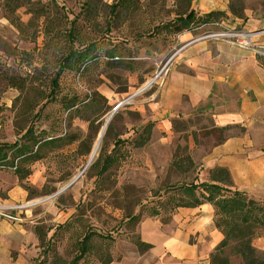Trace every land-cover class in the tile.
Returning <instances> with one entry per match:
<instances>
[{
	"label": "rangeland",
	"instance_id": "374dc122",
	"mask_svg": "<svg viewBox=\"0 0 264 264\" xmlns=\"http://www.w3.org/2000/svg\"><path fill=\"white\" fill-rule=\"evenodd\" d=\"M31 1L49 6L47 26L50 28L59 14L71 20L85 0ZM113 1L102 0L105 5ZM241 2L244 19L223 17L219 26L200 27L195 23L188 32L197 38L242 33L248 48L264 52L250 41L264 22V0ZM179 4L174 0H141L139 14L126 24L115 23L111 33L104 35L108 38L99 42L102 53L113 44L123 48L118 64L112 65L101 56L77 72H59L58 62L65 56L67 45L44 36L41 25L30 29L31 34L37 33L35 42L22 38L4 17L0 2V140L4 141L1 143L20 140L29 127L32 132L53 140L49 145H41L36 162L24 167L30 170L22 183L33 192L28 196L29 201L48 199L56 207L44 211L38 206L31 212L42 238L35 264H72L78 242L88 231L106 238L93 237L90 254L78 264H104L110 257L112 263L120 262L135 248L136 226L147 217L144 208H150L157 201L164 202L174 186L189 183L194 178L198 183L203 182L198 165L195 164L194 173L179 174L170 164L182 149L187 148L191 153L187 141L191 128L203 138L209 133L221 138L228 135L209 129L212 127L204 108L197 109L186 121L173 124L175 131L182 133L176 143L163 144L157 140L140 149L120 144L117 152L122 157L109 171L98 176L97 170L91 168L100 155L111 152L115 141L132 142L151 122L148 114L141 113L140 108L146 107L141 104V96L163 85L176 39L165 34L154 36L150 32L153 27L172 21L183 8ZM27 8L17 11L23 23L30 19ZM250 16L252 20L248 22ZM98 22V27L103 29V17ZM249 24L257 27L251 31L244 28ZM150 80L154 83L139 91ZM103 125L101 148L88 165ZM193 145L196 149L204 143L196 141ZM1 170L13 174L11 170ZM72 181L66 191L50 198ZM162 216L158 217L161 222ZM63 225L66 226L57 231V227Z\"/></svg>",
	"mask_w": 264,
	"mask_h": 264
},
{
	"label": "crops",
	"instance_id": "0c3cea01",
	"mask_svg": "<svg viewBox=\"0 0 264 264\" xmlns=\"http://www.w3.org/2000/svg\"><path fill=\"white\" fill-rule=\"evenodd\" d=\"M231 1L190 0L189 9L197 17L211 12L229 17ZM254 27L257 26L249 24L244 28L251 31ZM259 29L250 41L264 49V22ZM175 39V52L163 85L141 96V104L146 105L140 108L141 113L148 114L153 124L150 142L176 143L182 133L175 131L173 124L186 121L197 109L204 108L212 127L209 129H230L224 131L228 135L222 138L211 133L203 138L200 132L197 135L194 128L190 129L187 138L190 155L202 169L201 180H208L211 169L224 168L230 174L234 190L256 202H264L262 50L230 46L220 38H197L190 32ZM196 141L204 145L193 149ZM30 182L38 187L31 179ZM29 200L17 177L0 169V264H35L40 256L38 223L31 212L38 206L44 211L56 207L48 199ZM213 217V207L202 204L178 209L166 224L157 218H142L136 226V235L150 249L139 252L135 247L122 261L111 264H210V257L223 240ZM252 246L258 253H264V229L253 238ZM228 261L243 264L235 255L229 256Z\"/></svg>",
	"mask_w": 264,
	"mask_h": 264
},
{
	"label": "trees",
	"instance_id": "16d2710c",
	"mask_svg": "<svg viewBox=\"0 0 264 264\" xmlns=\"http://www.w3.org/2000/svg\"><path fill=\"white\" fill-rule=\"evenodd\" d=\"M241 1L232 0L230 2L228 11L231 17L244 19V7ZM0 2L4 17L22 38L32 43L35 42L37 33L31 34L30 29L34 25L37 27L41 25L44 36L49 37L52 41L67 45L65 56L61 57L58 62L59 72H77L101 56L112 65L118 64L117 61L123 57V48L113 44L108 51L102 53L100 43L108 38L104 35L108 36L111 33L115 23L126 24L132 16L138 15L141 10V0H115L110 5L103 4L102 0H85L79 13L74 15L71 20L66 15L59 14L49 28L47 26L48 5H42L39 2L33 3L31 0H0ZM174 2L180 3L179 5L183 6L182 10L177 11L175 18L167 24L153 27L151 35L165 34L176 37L188 32L195 23H198V26L214 25L219 24L225 17L218 12L197 17L189 9L190 0H174ZM22 7H28L26 12L30 15V19L27 23H23L17 15V11ZM101 17L104 21L103 29L98 27ZM89 34L92 36L89 37ZM152 129L153 124L148 123L132 142L115 141L111 152L106 156L100 155L91 167L92 170H97L98 176L109 171L122 157L117 152L120 144H130L135 149L146 146L150 142ZM228 129L230 128H222L219 131L224 132ZM43 136L42 133L32 132L29 127L20 140L12 144L0 143V169L13 171L28 196H31L33 192L29 186L22 183L30 175V170L24 167L36 162L39 158L38 150L41 145L52 143V139L48 140ZM181 152L174 156L170 164L171 168L179 174L194 173L196 165L187 148L182 149ZM170 191L172 192L164 202L157 201L150 208H144L148 218L159 219L158 217L163 214L162 223L166 224L178 209L197 208L202 204H210L214 209V226L223 236L216 253L210 257V264H229V256L233 255L239 256L243 264H264V253H258L252 246L253 238L260 230L264 229V202H256L245 194L234 190L230 174L226 169L219 167L211 169L206 182L198 183L194 178L189 183H181L172 187ZM65 226H58L57 231ZM57 231L51 238L55 237ZM40 234L39 230L36 231L41 244ZM95 236L99 239L106 238L96 232L88 231L78 242L77 256L73 259L72 264H78L90 254L93 247L91 241ZM109 239L112 241L111 238ZM133 245L139 252H146L150 249V245L140 242L138 237L133 241ZM111 263L110 257L104 264Z\"/></svg>",
	"mask_w": 264,
	"mask_h": 264
},
{
	"label": "built area",
	"instance_id": "2783aa9c",
	"mask_svg": "<svg viewBox=\"0 0 264 264\" xmlns=\"http://www.w3.org/2000/svg\"><path fill=\"white\" fill-rule=\"evenodd\" d=\"M220 24L221 23L214 25L219 26ZM204 37L220 38L230 46L248 47L246 41H244L245 35H243L242 33L240 34L217 33V34L206 35ZM261 54L264 55V52H261Z\"/></svg>",
	"mask_w": 264,
	"mask_h": 264
},
{
	"label": "bare ground",
	"instance_id": "6f19581e",
	"mask_svg": "<svg viewBox=\"0 0 264 264\" xmlns=\"http://www.w3.org/2000/svg\"><path fill=\"white\" fill-rule=\"evenodd\" d=\"M152 83H154V80L148 81L144 86H142V88L139 91L145 89L146 87L148 88ZM139 91H138V93H139ZM104 130H105V125H103V127H101V129L97 135V139L95 140V142L93 144V147H92V150L90 152L89 159H88V165L97 157V155L99 153V150L101 148V140H102V137L104 134Z\"/></svg>",
	"mask_w": 264,
	"mask_h": 264
},
{
	"label": "water",
	"instance_id": "95a60500",
	"mask_svg": "<svg viewBox=\"0 0 264 264\" xmlns=\"http://www.w3.org/2000/svg\"><path fill=\"white\" fill-rule=\"evenodd\" d=\"M142 91H144V89H143ZM72 183H73V181H72L70 184H68L67 186H65L63 189H61V190L57 191L56 193H54L52 197H55V196L60 195V194H61L64 190H66V189H67Z\"/></svg>",
	"mask_w": 264,
	"mask_h": 264
}]
</instances>
